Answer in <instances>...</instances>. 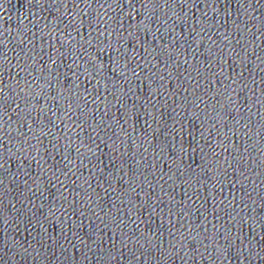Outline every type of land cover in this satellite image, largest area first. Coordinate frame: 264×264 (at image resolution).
<instances>
[{
	"label": "snow or ice",
	"instance_id": "1",
	"mask_svg": "<svg viewBox=\"0 0 264 264\" xmlns=\"http://www.w3.org/2000/svg\"><path fill=\"white\" fill-rule=\"evenodd\" d=\"M150 2H151V0H141V3L144 4V5H147ZM127 3L129 5H133V0H127ZM98 67L100 68L101 71H103V67L102 66H98ZM0 84H2V81H0ZM4 96H5L4 89H3V87H0V105H3V103H4ZM0 121H3V116L2 115H0Z\"/></svg>",
	"mask_w": 264,
	"mask_h": 264
}]
</instances>
